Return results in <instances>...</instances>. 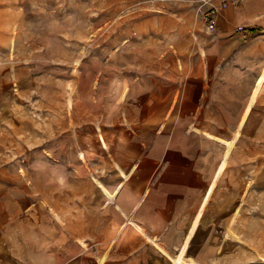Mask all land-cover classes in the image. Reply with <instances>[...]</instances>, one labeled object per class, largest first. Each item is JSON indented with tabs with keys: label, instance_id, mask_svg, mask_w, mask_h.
I'll list each match as a JSON object with an SVG mask.
<instances>
[{
	"label": "crops",
	"instance_id": "obj_1",
	"mask_svg": "<svg viewBox=\"0 0 264 264\" xmlns=\"http://www.w3.org/2000/svg\"><path fill=\"white\" fill-rule=\"evenodd\" d=\"M197 5L200 15L215 8L213 29L187 3H173V18L158 17L173 51L131 81L139 79L134 97L122 84L117 100L137 104L105 132L97 173L73 174L80 184L70 197L62 173L50 176V195L41 186L40 207L54 222L48 228L41 218L38 242L24 241L21 257L16 217L32 204L19 206L0 178V264H264L255 228L240 226L236 208L209 204L220 195L209 182L219 180L224 154L206 173L208 149L228 151L238 133H264V0Z\"/></svg>",
	"mask_w": 264,
	"mask_h": 264
},
{
	"label": "rangeland",
	"instance_id": "obj_2",
	"mask_svg": "<svg viewBox=\"0 0 264 264\" xmlns=\"http://www.w3.org/2000/svg\"><path fill=\"white\" fill-rule=\"evenodd\" d=\"M175 1L203 21L197 0H0V178L19 206L32 204L16 217L17 257L24 241L38 242L41 218L53 225V214L40 207L41 186L50 195V176L62 173L70 197L80 184L73 174L97 173L105 132L137 104L117 100L122 84L134 97L139 79L131 81L148 77L173 51L162 31L169 24L158 17L173 18ZM254 139L264 141V133H238L228 151L208 149V176L225 160L219 180L209 182L220 194L209 204L236 208L234 219L264 241V147H252Z\"/></svg>",
	"mask_w": 264,
	"mask_h": 264
},
{
	"label": "built area",
	"instance_id": "obj_3",
	"mask_svg": "<svg viewBox=\"0 0 264 264\" xmlns=\"http://www.w3.org/2000/svg\"><path fill=\"white\" fill-rule=\"evenodd\" d=\"M199 2H200L199 8H202L206 5H210L211 0H199ZM214 13H215V8L213 6H209L208 9L203 10L201 12L203 22L206 24L208 29H213L214 27V20H213ZM238 29L241 30V27H239Z\"/></svg>",
	"mask_w": 264,
	"mask_h": 264
},
{
	"label": "trees",
	"instance_id": "obj_4",
	"mask_svg": "<svg viewBox=\"0 0 264 264\" xmlns=\"http://www.w3.org/2000/svg\"><path fill=\"white\" fill-rule=\"evenodd\" d=\"M258 32H259L258 30H250V33L253 35L257 34Z\"/></svg>",
	"mask_w": 264,
	"mask_h": 264
}]
</instances>
